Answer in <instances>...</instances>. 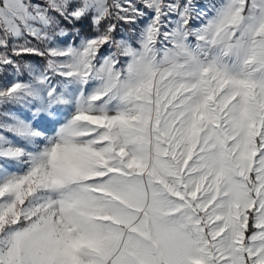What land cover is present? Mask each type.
Returning <instances> with one entry per match:
<instances>
[{
  "label": "snow or ice",
  "instance_id": "1",
  "mask_svg": "<svg viewBox=\"0 0 264 264\" xmlns=\"http://www.w3.org/2000/svg\"><path fill=\"white\" fill-rule=\"evenodd\" d=\"M0 264H264V0H0Z\"/></svg>",
  "mask_w": 264,
  "mask_h": 264
}]
</instances>
